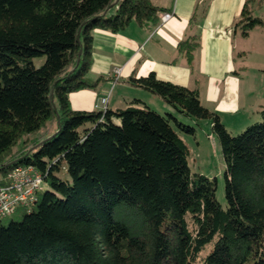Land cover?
Returning a JSON list of instances; mask_svg holds the SVG:
<instances>
[{
    "label": "trees",
    "instance_id": "trees-1",
    "mask_svg": "<svg viewBox=\"0 0 264 264\" xmlns=\"http://www.w3.org/2000/svg\"><path fill=\"white\" fill-rule=\"evenodd\" d=\"M114 2L0 0V173L34 167L48 186L20 220L0 225V264H264V106L262 122L232 136L198 90L150 73L126 83L179 116L138 99L72 109V93L107 81L89 76L94 32L152 29L164 13L153 0ZM262 3L246 0L233 26L244 38L264 29ZM199 47L197 36L179 45L190 67ZM52 121L55 134L42 140ZM201 121L220 143L225 208L216 180L191 172L178 133L195 136Z\"/></svg>",
    "mask_w": 264,
    "mask_h": 264
},
{
    "label": "crops",
    "instance_id": "crops-1",
    "mask_svg": "<svg viewBox=\"0 0 264 264\" xmlns=\"http://www.w3.org/2000/svg\"><path fill=\"white\" fill-rule=\"evenodd\" d=\"M245 2L153 0L156 7L164 9L157 27L146 29L133 22L119 34L96 30L89 76L92 80L105 77L107 81L97 89L72 93V109L96 111L98 99L107 97L108 110L124 109L138 99L151 109L161 107L169 112L172 109L161 99L126 83L133 75L146 77L155 73L161 81L198 90L202 105L218 114L226 128L230 122L247 124L250 116L264 106V83L261 82L264 79L253 77L248 67L238 65L237 57H245V53L236 46L240 32L233 26ZM261 8H264V0ZM115 11L112 8L107 15ZM164 15L170 18L162 23ZM256 29L244 40L250 39ZM196 36L200 47L194 52L193 67H190L179 45ZM116 69L120 70L119 75L115 74ZM199 126L209 130L211 123L202 125L200 122Z\"/></svg>",
    "mask_w": 264,
    "mask_h": 264
},
{
    "label": "rangeland",
    "instance_id": "rangeland-1",
    "mask_svg": "<svg viewBox=\"0 0 264 264\" xmlns=\"http://www.w3.org/2000/svg\"><path fill=\"white\" fill-rule=\"evenodd\" d=\"M117 4L115 0L114 5ZM115 8H113L114 10ZM256 16L264 18V8H258L256 10ZM236 41L237 48H241V52L245 53V57L238 56V65L249 68L250 75L255 77L257 75L261 80L264 79V29L257 28L255 32L251 34V38L244 40V37L239 34ZM45 63V58H38L34 60L36 68H40ZM264 83V81H261ZM162 115H178L175 111L169 110V112L163 111L161 107L158 109H152ZM158 110V111H157ZM161 111V112H160ZM259 111V110H258ZM257 110L250 116L247 124L241 123H228L226 128L232 136H239L244 133L248 127L262 122V118ZM179 116V115H178ZM182 119V118H181ZM183 122V120H182ZM202 125L210 123L209 121H201ZM201 125V124H200ZM224 125V124H223ZM210 126V124H207ZM225 126V125H224ZM226 127V126H225ZM57 130V124L52 121L48 124L47 128L41 133L40 138H50L55 134ZM179 135L187 144L190 150V156L188 158V164L193 174H199L209 178L210 180H216L217 191L216 199L225 208V162L222 156L221 147L218 138L212 133L211 128L209 130L206 126H197L196 135H186L179 132ZM1 174V173H0ZM67 174H62V178H66ZM48 186L43 183L42 191H46ZM25 210L23 208L17 209L14 215L4 218L0 221V225H6L12 220H20ZM211 248V247H209ZM204 253L202 256H205ZM201 264V263H197Z\"/></svg>",
    "mask_w": 264,
    "mask_h": 264
},
{
    "label": "built area",
    "instance_id": "built-area-1",
    "mask_svg": "<svg viewBox=\"0 0 264 264\" xmlns=\"http://www.w3.org/2000/svg\"><path fill=\"white\" fill-rule=\"evenodd\" d=\"M170 15H164L165 23ZM116 75L120 70L116 69ZM108 98L100 97L96 110H108ZM44 183L42 175L34 167L16 166L6 173L0 174V221L15 214L17 209L30 211L39 201Z\"/></svg>",
    "mask_w": 264,
    "mask_h": 264
}]
</instances>
